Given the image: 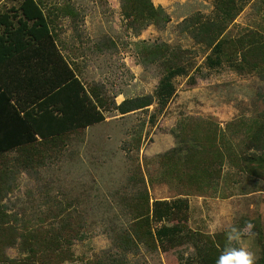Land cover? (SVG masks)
<instances>
[{"label": "rangeland", "instance_id": "374dc122", "mask_svg": "<svg viewBox=\"0 0 264 264\" xmlns=\"http://www.w3.org/2000/svg\"><path fill=\"white\" fill-rule=\"evenodd\" d=\"M19 1L0 0V12ZM36 1L59 49L100 104L104 120L57 146H37V157L22 167L10 166L14 154L0 158V170L11 168L12 173L11 189L1 204L17 227L69 233L72 255L62 264L191 263L204 242L197 234L211 237L221 254L243 248L253 253L255 263L261 256L258 231L264 244V178L225 165L210 187L186 190L165 180L168 163L160 159L174 147L182 149L177 128L181 121L210 120L223 129L233 120L264 111V70H234L224 58L220 67L208 68L210 49L195 43L183 27L184 21L191 29L192 22L210 18L212 1L150 0L161 11L160 18L150 22L140 19L129 0ZM235 1L243 7L222 37H264V0ZM171 63L185 65L188 73L174 79L175 93L159 111L153 94ZM136 97H147L151 104L118 112L121 102ZM139 191H146L150 202L184 200L186 221L165 222L184 227L186 236L180 242L146 243L133 234L136 243L130 237L134 244L122 245V237L132 234L129 218ZM248 223L255 235L247 231ZM233 228L239 235L230 238ZM18 253L6 250L10 258H19Z\"/></svg>", "mask_w": 264, "mask_h": 264}, {"label": "trees", "instance_id": "16d2710c", "mask_svg": "<svg viewBox=\"0 0 264 264\" xmlns=\"http://www.w3.org/2000/svg\"><path fill=\"white\" fill-rule=\"evenodd\" d=\"M127 2L128 0H122ZM213 11L210 18L192 22H183V27L197 44L210 49L205 64L208 68L220 67L223 58L234 70H264V37L256 33L242 34L235 39L222 37L228 24L242 9L240 1L211 0ZM134 12L140 13L141 20L157 21L161 11L154 8L150 0H129ZM17 10V28H12L15 14H0V46L10 38L27 35V41H37L42 46L41 56L51 65L59 63L67 72V81L54 66V75L63 78L53 83L49 95L31 99L41 100L37 107L24 108L12 102V93L0 84V158L14 154L10 166L24 165L33 157H37L35 148L43 145L57 146L71 134L84 130L104 120L100 104L92 96L83 82L75 77L63 56L55 46L47 16L36 0H20ZM13 12V11H12ZM195 23V24H194ZM0 54V64L5 59ZM44 60V65L46 64ZM188 69L183 64L171 63L161 77L154 98L161 111L175 93L174 79L186 75ZM66 84V85H65ZM54 88L57 91L52 92ZM43 97V99H42ZM26 102V100H24ZM151 104L147 97H136L121 102L117 108L121 114L142 109ZM178 142L183 145L180 150L174 147L160 156L168 163L165 169V180L176 181L190 190L210 187L220 178L225 165L236 168L239 172L254 178H264V111L254 117L233 120L222 129L210 120L188 118L180 122ZM178 144V145H180ZM183 151V158H179ZM34 155V156H32ZM164 164V163H163ZM11 168L0 170V264H62L71 259L69 245L71 236L67 232L41 230V228L23 229L17 227L16 219L5 212L1 200L11 189L9 179ZM169 181V182H170ZM133 215L129 218L132 234L122 237V245L131 246L136 243L133 234L146 243H162L169 246L180 242L185 237L184 227L177 224L167 225L165 222L186 221V205L182 199L152 200L146 191H139ZM132 204V203H131ZM130 204V205H131ZM255 223V221L253 222ZM155 229L152 225H158ZM259 228V224L255 223ZM203 246L195 253L196 261L183 264H216L221 255L211 237L203 238ZM261 256L254 264H264V244L261 233H256ZM192 236V235H191ZM131 237V239H130ZM196 242V238L192 237ZM65 245V246H64ZM17 249L19 258H10L6 250ZM111 260H114L111 257ZM123 261H105L101 264H120Z\"/></svg>", "mask_w": 264, "mask_h": 264}, {"label": "crops", "instance_id": "0c3cea01", "mask_svg": "<svg viewBox=\"0 0 264 264\" xmlns=\"http://www.w3.org/2000/svg\"><path fill=\"white\" fill-rule=\"evenodd\" d=\"M19 5L20 1L16 7H11L9 11L0 12V14L8 13L9 15H16V18L13 20L14 25H12L14 29L18 26L17 19L20 13L17 8ZM54 41L56 48H58L60 54L75 73V77L79 78L63 52L59 49L55 39ZM1 53H4L6 57L0 64V84L3 88L12 93V102L18 105L21 110H24V108L25 110L30 109V107L36 108L37 103L41 100L31 102V99L49 95L53 83L63 78L59 75H54L53 69L56 64H58L56 67L58 72L62 74L64 80L67 81V72L65 68L61 67L59 63H54L53 65L48 63L41 56L42 46L37 41H27V35H18L4 42L0 46V54ZM44 60L46 63L45 65ZM55 91H57V88L52 90V92ZM24 100H26V102H24Z\"/></svg>", "mask_w": 264, "mask_h": 264}, {"label": "clouds", "instance_id": "9594fccd", "mask_svg": "<svg viewBox=\"0 0 264 264\" xmlns=\"http://www.w3.org/2000/svg\"><path fill=\"white\" fill-rule=\"evenodd\" d=\"M252 223H248L246 225L247 231L251 233V229L253 228ZM230 238H235V236L239 235V231L236 228H233L230 232ZM216 264H254V256L253 253L246 251L243 248H228L226 249L217 259Z\"/></svg>", "mask_w": 264, "mask_h": 264}]
</instances>
